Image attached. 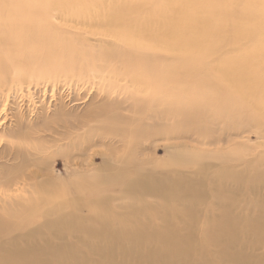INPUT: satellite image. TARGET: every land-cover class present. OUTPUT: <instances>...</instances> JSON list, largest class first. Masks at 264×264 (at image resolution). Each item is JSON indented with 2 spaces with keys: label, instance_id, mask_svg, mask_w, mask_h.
<instances>
[{
  "label": "rangeland",
  "instance_id": "374dc122",
  "mask_svg": "<svg viewBox=\"0 0 264 264\" xmlns=\"http://www.w3.org/2000/svg\"><path fill=\"white\" fill-rule=\"evenodd\" d=\"M246 1L0 0V264H264V101L209 72L264 76Z\"/></svg>",
  "mask_w": 264,
  "mask_h": 264
},
{
  "label": "bare ground",
  "instance_id": "6f19581e",
  "mask_svg": "<svg viewBox=\"0 0 264 264\" xmlns=\"http://www.w3.org/2000/svg\"><path fill=\"white\" fill-rule=\"evenodd\" d=\"M58 1V0H55ZM157 0H151V2H156ZM162 1V0H160ZM165 3L168 4V10L171 13H174L177 11L179 3H177L179 0H164ZM213 0H208V2H205L203 7L205 9H212V11H215L217 9L216 5L214 2H212ZM184 2H191V3H195V2H199V0H184ZM232 2V6L235 7V5L237 4L238 6V2L239 0H231ZM237 2V3H236ZM62 5L65 4V0H62ZM236 3V4H235ZM115 4V3H114ZM112 4V6L110 8L107 9V11L103 14L102 17H100L99 19H101V21L105 24L108 25L109 23H119L122 20H125L123 14H122V7L118 6V3L116 2V4L114 5ZM249 5L252 6L253 8V18H254V23L255 26L251 23H245L243 26L246 30L247 33H249V35L253 36V40H254V48H257L256 50H262L263 54H264V39L260 38L259 36L256 35V32L260 31L263 32V36H264V5H262L261 7L259 6V4H256V2L252 1V0H247L246 1V6L244 7L245 9V16L247 17V19H249V11L247 10ZM85 18V17H84ZM130 18V17H128ZM104 19V21H103ZM131 19V18H130ZM189 29L192 30V36L190 37V39H188L186 41V46L188 48H195V45L193 43V38H196L197 40H204L205 38V34L208 36L209 38V34L205 32V29L200 27L199 25H192V26H188ZM239 32V31H237ZM234 33V34H237ZM144 36V35H143ZM228 37L231 36L230 34L227 35ZM136 38L138 39V41L142 42V38L139 35V37L136 36ZM138 41L134 42L130 49L127 50L126 55L124 58H126L127 60H129V62L127 63V66H131L133 64V61H130V58H132V60L134 58H138V55H136L137 53L134 51V49H136L137 46H139L137 43ZM211 44H208V46H205V48L201 47V50H199V52L201 53L202 51H204L206 48L209 47V50L212 51L214 50L213 47H210ZM189 50V49H187ZM248 50V49H247ZM241 51V50H234L233 53L235 55L241 56V57H248L250 58V56H253L254 53V49L253 48H249V51ZM140 57H144L146 56L148 57H152L155 58L154 56H149V55H139ZM209 56V54L206 55V58ZM257 63H262L261 66H257L259 71H263L264 70V57L263 59H260ZM169 69V65L166 64L163 66V73H167ZM210 74L212 75V84H215L218 87H221V89L223 91H225L222 87H225L227 91L230 92V94L234 95L235 98L240 97V94H242L243 90L247 89V90H251L254 92V99L256 101H264V76H257V78L255 79L254 77V73L255 70L252 68H249L247 66H239L237 67V65L231 64L229 60L226 59L225 56L221 57L215 64L214 66L211 67L210 69ZM215 75V76H214ZM129 82L131 83V85H134L135 87H139V85H136V83H138V80H134L136 78V76H129L127 75ZM167 79H171L170 75H166ZM217 80H219L218 82H216ZM214 81L216 83H214ZM237 81H240L241 84L239 85L237 83ZM259 84L261 85L262 88H257L256 85ZM215 86V87H216ZM163 88L166 89V91H161ZM169 86H165V84L163 86H161V88H157L160 89V97H158L157 99H155V106L159 105V109L162 110H168L173 103H171V100H167L169 97ZM135 90L137 91H142L141 88H135ZM226 92V91H225ZM227 94V93H226ZM232 101V105L236 104L238 101L234 102ZM160 105H162L160 107ZM237 107V105H236ZM44 175V176H43ZM42 178H50V174H46L44 172H42ZM137 181H139L140 185L142 186L141 188L144 191H157L158 188L153 187L148 185L146 182H144L142 179L138 178ZM32 185H28L27 183H25L22 188L26 189L27 187H30ZM101 213V212H100Z\"/></svg>",
  "mask_w": 264,
  "mask_h": 264
}]
</instances>
